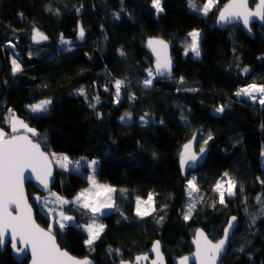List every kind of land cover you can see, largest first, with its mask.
Segmentation results:
<instances>
[{"label":"trees","instance_id":"1","mask_svg":"<svg viewBox=\"0 0 264 264\" xmlns=\"http://www.w3.org/2000/svg\"><path fill=\"white\" fill-rule=\"evenodd\" d=\"M226 1L218 0L204 16L192 10L188 0H162L159 15L151 0H0V129L9 134L11 117H18L36 129L38 135L29 136L49 155L63 152L73 162L97 158L99 181L141 198L153 194L154 210L148 216H136L132 203L124 213L96 216L105 228L92 253L77 225L66 223L63 231L53 228L59 245L71 254L90 255L95 264H119L147 252L158 239L167 264H172V257L192 250L189 239L197 227L217 239L227 218L236 215L238 224L221 264H264V200L256 203L257 197L264 198V106L235 96L247 84H264V22L252 24L253 38L240 25L219 30L215 19ZM204 2L196 0L198 6ZM81 25L83 39L78 38ZM33 29L47 39L34 41ZM193 29L202 33L199 57L191 51L185 54L187 34ZM61 36L71 45L62 44ZM155 36L169 42L176 65L171 78L154 77L146 87L147 70L152 69L146 40ZM13 58L21 72L13 74ZM68 66L73 71L65 83L59 76ZM245 67L249 72L242 71ZM117 79L125 81L119 103ZM81 87L87 99L78 94ZM44 99L52 101L45 113L27 107ZM221 105L230 108L213 116L211 109ZM145 113L147 123L140 120ZM197 127V148L207 147L208 155L192 171L199 191L192 193L196 207L185 220L190 173L181 176L179 152ZM209 134L213 139L204 145ZM87 171H69L61 183L55 168L53 190L72 199L88 184ZM225 172L238 187L220 204L213 188ZM26 188L37 221L48 229L51 216L31 198L39 192L30 183ZM251 212L259 216L254 224H249ZM77 213L80 225L92 219L84 210ZM26 261L16 262L8 245L0 249V264Z\"/></svg>","mask_w":264,"mask_h":264},{"label":"snow or ice","instance_id":"2","mask_svg":"<svg viewBox=\"0 0 264 264\" xmlns=\"http://www.w3.org/2000/svg\"><path fill=\"white\" fill-rule=\"evenodd\" d=\"M152 7L155 9L157 15L164 11L162 6V0H151ZM250 0H228L222 9H218L217 24H232L233 22H240L243 26L251 32L249 25L255 20L264 22V0H256L255 10L249 7ZM189 7L202 15L207 16L214 7H217L218 0H205V2L198 6L196 0H188ZM83 7V5H81ZM79 12L80 9L78 8ZM23 15L22 13L20 14ZM117 18L119 14L117 13ZM85 36V28L79 26L78 38L83 39ZM190 40L187 42L185 48V54L191 51L195 56L200 55V41L202 33L198 29H193L187 34ZM32 39L46 40L47 36L39 32L38 29H33ZM12 48H15V44L11 41L8 42ZM61 43L65 45H71V41L63 39L61 36ZM147 45L156 54V66L155 73L158 75H165L171 72V58L168 56L169 44L161 39L150 38L147 41ZM121 55H124L121 52ZM13 74L21 72L23 69L19 61L15 58L11 61ZM148 71V79L144 80V85L150 86L154 78L153 70L150 68ZM244 73L249 72L248 68H243ZM183 82V77L180 78ZM125 84V81L117 79L114 82L116 102L119 103L121 96V88ZM108 90L107 88L105 89ZM195 91V89H192ZM79 95H84L87 99L85 89L81 87L77 90ZM236 95L238 97H247L253 103H259L264 106V84L250 83L245 87L237 90ZM134 98V97H130ZM95 100L99 101V97H94ZM52 103L51 99L40 100L38 103L28 105L33 113H45L48 111V106ZM95 108V104L89 105ZM226 106L221 105L215 109L217 113L225 111ZM130 113H126V116L130 118ZM147 113L140 117L141 122L147 123ZM122 121L125 119L124 116L120 118ZM162 123V121H161ZM17 124L23 129H26L28 133L33 136L38 135L36 129L29 127L24 121L18 120L13 117L12 130L17 131ZM46 139V138H44ZM195 140L196 137H193ZM213 137L209 134L206 140H203V144L207 145L208 141L212 140ZM206 148L201 146L199 153H205ZM53 156L56 154L53 153ZM264 156V152L261 153ZM198 154L192 152L191 142L183 146V151L180 153V165L184 169L189 163H195L198 160ZM86 161L87 167L92 169V173L87 177L91 188L97 189L94 193L89 189H84L74 198V202L80 204L84 209L89 210L93 213V219L91 222L85 225H77L82 227L86 232L88 238L84 241L90 248L96 240H98L103 232L105 225L97 224L95 214H104L107 210L114 207L113 204L107 201L111 199V193L115 192L116 189L98 184L95 179L96 167L99 163L98 160H82L72 161L67 155H63L57 159V163L67 169L70 165H73L77 170L82 166L83 162ZM30 170L31 173L35 174V178L45 188L48 187L49 180L52 177L51 160L48 155L41 150V145L34 142L27 135H9L3 129H0V247H4L8 240L6 237L10 235L12 249L20 254L30 250L32 261L31 264H92L88 259L79 260L73 256H70L66 251H63L56 244V238L53 235V228L57 227L60 231H63L68 225L66 221H72L74 217L66 215L63 211L59 212V219H53V222L49 225L48 230L42 229L32 219L31 206L27 202V198L23 192V183L25 179V171ZM227 179H224V178ZM192 180L188 181L189 196L193 192H198V185ZM259 179V178H258ZM261 184H264V180H260ZM238 185L235 179L229 177L227 172L224 173V177L221 178L215 185V190L219 193V203L225 204V196H234ZM240 190L243 191V186H239ZM123 191V190H122ZM52 195H56L53 193ZM95 196L96 199H92ZM100 197L104 199L101 200ZM40 201V197L36 198ZM46 199V198H45ZM57 200L61 205L69 204L73 201H68L63 197L57 196ZM264 200L262 197H257V202L260 203ZM154 203L153 194L149 193L147 200H141L140 197L136 198V214L140 217L150 215L152 205ZM11 205L16 206L15 214L11 210ZM143 206V207H142ZM196 204L190 202L187 206V213L184 215V219L190 218L191 212L195 209ZM49 213L54 216L52 210L49 209ZM236 217L233 216L228 221L227 227L224 229L223 238L219 239L215 243L208 239V236L202 229L197 230L195 233L194 244L196 251L192 254L195 257L197 264H221V258L226 254L227 245L230 239V231L233 229ZM253 218L252 223H255ZM22 245L21 246H18ZM94 250V249H92ZM111 251V249H110ZM153 251L156 253V259L151 261V264H163V254L160 252L159 241H156L153 245ZM239 251L243 252L241 248ZM145 256H137L135 262L141 259H147ZM190 257L182 256L179 258L178 264H189ZM133 262V264H135ZM122 264L124 262L122 261Z\"/></svg>","mask_w":264,"mask_h":264},{"label":"water","instance_id":"3","mask_svg":"<svg viewBox=\"0 0 264 264\" xmlns=\"http://www.w3.org/2000/svg\"><path fill=\"white\" fill-rule=\"evenodd\" d=\"M120 1H121L122 3L124 2V0H120ZM252 1H254L253 4H251ZM255 2H256V0H250L249 7L252 8L253 10H255ZM226 3H228V0H227V1H226V2H225V3H224L219 9H222L223 6H224ZM217 19H218V12H217L216 19H215V25H216V27H217L219 30H226V29L229 28L230 26L240 25L242 31H243L246 35H248V36L251 37V38L254 37V33H253L252 29H251V32H249V31L243 26V24L240 23V22H233L232 24H217ZM254 23H257V24L260 25V26L263 25V22L259 21V19L257 18V19H255V20L249 25V27L251 28L252 24H254ZM151 38L161 39V40L166 41V42L169 44V42H168L166 39H164L163 37H161V36H155V37H151ZM149 39H150V38H148V39L146 40V48H147V50H148V52H149V55H150V57H151V59H152V70H153V72H154V77H155L156 79H167V78H171V77L174 75V68H175L176 63H175V60H174V56H173V53H172V49H171L170 44H169V47H168V56L171 58V64H172L171 72L161 76V75H158V74L155 73L156 54H155V53L151 50V48H149L148 45H147V41H148ZM225 106H226L225 110L228 109V108H230V106H228V105H225ZM215 109H216V108L211 109V113H212V115L215 116V117H219V116H221L223 112H222V113H217V112L215 111ZM198 133H199V127H197V128L195 129V131L193 132V134L191 135V137H190V138H189V139H188V140H187V141L181 146V149H180V152H179L178 165H179V170H180L181 176H182L183 178H186L190 172L196 170V169H197V168H198V167H199V166L205 161V159H206V157H207V155H208V148H207V147H205V148H206L205 153H203V154H200V153H199V149H200V148H197V143H198ZM20 135H27V136H29L28 134H24V133H22V134H20ZM29 137H30V136H29ZM193 137H196V139L194 140ZM30 138H31V137H30ZM31 139H32V138H31ZM32 140H33V139H32ZM33 141H34V140H33ZM34 142H36V141H34ZM189 142H191V150H192V152L197 153L199 158H198L197 162H195V163H189V165H186L185 168L182 169V168H181V165H180V153L183 151V146H184L185 144H188ZM36 143H37V142H36ZM41 150H42L43 152H45V153L48 155L49 159L51 160L52 177H51L50 180H49L48 187L45 188L43 185H41L40 182L35 178V174L31 173L30 170H26V171H25V179H24V183H23V192H24L25 197L27 198V202H28V204L31 206V210H32V219L35 221V223H36L37 225H39L40 228L45 229V230H48L46 227H43L42 225H40L39 222L37 221V219H36V215H35V210H34V207L32 206V204H31V202H30L29 195H28V190H27V188H26V184H27V183H30V184H32V186H33V187H34L39 193H41V194H47V193H49L51 190H53V186H54L55 181H56L55 167H54V165H53V162H52V158H51V156H50L46 151H44L42 148H41ZM11 210H12L13 213L15 214L16 206H15V205H11ZM233 216H235L237 219H236V221L234 222V225H235V226H234L233 229L230 231V239H229V243H228V245H227V249H226V253H227V251H228V249H229V246H230L231 238H232L233 233H234V230H235V228L237 227V224H238V217H237L236 215H230V216L227 218V220H226V222H225V224H224V226H223V228H222V232H221L220 236H219L217 239H211V238L209 237L208 233L205 231V229H203V228L200 227V226L197 227V228L194 230L193 235H192V236L190 237V239H189V242H190V244H191L192 250H191L189 253H186V254H182V255H178V256H174V257H172V259H171L172 264H178V262H179V258L182 257V256H188V257H190L189 264H197V262H196V260H195V257L192 255V254L196 251V246H195V244H194V239H195V233H196V231L202 229V230L204 231V233L208 236V239L212 240V242L215 243V242L218 241L219 239L223 238V232H224V229L227 227V225H228V221H229V220L231 219V217H233ZM53 235H54V234H53ZM54 236H55V235H54ZM55 238H56V237H55ZM6 239L8 240V243H7L4 247H0V249H1V250H4V249L6 248V246L8 245V247H9V249H10V254H11L12 258H13L16 262H22L23 260L27 259L26 264H31L32 256H31V252H30V250H27L25 253H20V254H18V253H16V252L12 249V247H11V243H10L11 237H10V235H8V236L6 237ZM156 241H159V244H160V252L163 254V264H167V259H166L165 253L163 252L161 242H160V240H158V239L154 240V241L151 243V245H150V247H149V249H148L147 252H145V253H141V254H136V255L133 257L132 260L123 261L124 264H133V262H135V258H136L137 256H142V257H143V256H145V255L148 257L147 259H141L140 261L135 262V264H151V261H152L153 259H156V253L153 251V245H154V243H155ZM56 244L59 246V248H60L61 250L66 251L70 256H73V257H75V258H77V259H79V260H83V259L86 258V259L90 260V261L92 262V264H95V260H94L90 255L76 256V255H73V254H71L70 252H68L66 249L62 248V247L59 245V243L57 242V239H56ZM18 246H21V247H22V245H19V244H18ZM223 256H225V255H223ZM223 256H222V258H223ZM222 258H221V260H222ZM119 264H122V261H121Z\"/></svg>","mask_w":264,"mask_h":264},{"label":"rangeland","instance_id":"4","mask_svg":"<svg viewBox=\"0 0 264 264\" xmlns=\"http://www.w3.org/2000/svg\"><path fill=\"white\" fill-rule=\"evenodd\" d=\"M191 55L193 56V57H197V56H195L192 52H191ZM58 56L59 57H61V56H63V53H60V54H58ZM199 57V56H198ZM79 63V65H78V70H80L81 69V63L80 62H78ZM72 71H73V69H72V67H66V68H64L62 71H61V73H60V76H59V80L61 81V80H63V82H65V83H67L70 79V76H71V74H72ZM153 74H154V72H153ZM148 78H149V76H148ZM248 101H250L251 103H253L250 99L248 100ZM38 103V102H37ZM258 103V102H257ZM16 118H18V117H16ZM19 120V119H18ZM20 131H24V132H20ZM22 133H24V134H28V135H30L31 133H28L27 132V130L26 129H17V131L16 132H13V130H12V128L10 129V132H9V135H20V134H22ZM32 135V134H31ZM53 153H55L56 155L55 156H53L52 154ZM51 158H52V162H53V165H54V167L59 171V181L61 182V183H64L65 182V180H66V173H68L69 171H72V172H75V173H78V174H81L82 173V171H83V167H87V164H86V161L85 162H83V164H82V166L77 170L73 165H70L67 169H65V168H62L58 163H57V159H59V158H61L63 155H66L65 153H63V152H51ZM82 158H84V157H81V158H79L78 160H82ZM87 159V158H86ZM93 159H96V160H98L99 161V159H97V158H93ZM93 159H87V160H93ZM262 163H263V165H264V156H262ZM98 166H99V163H98V165H97V167H96V172H97V169H98ZM87 169H88V171H87V173L85 174V177L87 178L91 173H92V169H90V168H88L87 167ZM96 172H95V179H96V181H97V183L98 184H101V185H107V186H110V187H112V188H114V189H116V191L115 192H113V193H111V199L110 200H108L107 202L108 203H111V204H113L114 205V207L112 208V209H110V210H107L104 214H107V213H114V212H118V213H124V211H125V209H126V207H127V205H129L130 203H132L133 205H132V211H133V213L136 215V216H138L137 214H136V198H137V196H133V195H130L129 193H128V191H126V190H128V189H126V188H119V187H114V186H112V185H110V184H108V183H105L104 181H99L98 179H97V177H96ZM192 176L194 177V172H190V174H189V177H188V181L189 180H192L193 178H192ZM222 177H224V176H222ZM222 177H220L219 179H218V181H220L221 180V178ZM224 179H227L226 177L224 178ZM88 180V179H87ZM217 181V182H218ZM188 184V183H187ZM216 185V184H215ZM84 189H89L90 191H92L93 193L95 192V191H97V189H93V188H91V185H90V183H89V181H88V184L85 186V187H83V188H81L78 192H77V194L78 193H80L82 190H84ZM123 190V191H122ZM213 190L214 191H216L215 190V186H214V188H213ZM187 192L189 193V189H188V187H187ZM217 192V191H216ZM53 193H55L56 195L54 196V195H52ZM77 194L74 196V197H72V199L71 200H68V201H73L72 203H69V204H63V205H61L60 203H59V201L57 200V196H59V197H61L58 193H56V191H54V190H51L49 193H47V194H41V193H31V198L34 200V202L37 204V206H38V209L40 210V211H42V213L43 214H45V212H46V215H50L51 217H50V223H49V225L53 222V219L55 218V219H59L60 217H59V212L60 211H63L66 215H69V216H72V217H74V219L72 220V221H66L65 223H67V224H69V225H80L79 223V221H80V217H81V215H79L78 213H77V211H79V210H84V212H85V214L86 213H89V214H91L92 215V219H93V213H91L89 210H86V209H84L80 204H77V203H75L74 202V198L77 196ZM217 194H218V197H219V193L217 192ZM189 195V194H188ZM193 196V194L191 195V196H189V198H188V201H187V206H188V204L190 203V202H194V197L191 199V197ZM37 197H40L41 199H40V201L38 202L37 201ZM148 197V196H147ZM147 197H145V198H141L140 197V199L141 200H147ZM226 197H228L227 195L225 196V198ZM46 198V199H45ZM65 199V198H64ZM92 199H96V197L95 196H93L92 197ZM100 199L101 200H103L104 198L103 197H100ZM191 199V200H190ZM67 200V199H66ZM258 205H259V203L258 202H256ZM143 207V206H142ZM49 209H51L52 210V213L54 214V216L52 215V214H50L49 213ZM152 209H154V203H153V205H152ZM151 212H153V210H151ZM150 212V213H151ZM261 213H263V211H261ZM104 214H100V213H97V214H95V216H100V215H104ZM261 216H262V214H261ZM248 217H249V219H250V222H249V224H253L252 223V220H253V218H258L259 216L257 215V217H256V214H254L253 212H251L250 214H248ZM92 219H90V221L89 222H91V220ZM95 219H96V217H95ZM256 220V219H255ZM96 222H97V224H101V222L100 221H97V219H96ZM88 223V222H87ZM85 223H82V225H84ZM83 231H85L82 227H80ZM86 232V231H85ZM87 233V232H86ZM232 240H233V237H232ZM88 248V253H92L93 252V246H91V248L88 246L87 247ZM233 249V247L231 248V250Z\"/></svg>","mask_w":264,"mask_h":264},{"label":"crops","instance_id":"5","mask_svg":"<svg viewBox=\"0 0 264 264\" xmlns=\"http://www.w3.org/2000/svg\"><path fill=\"white\" fill-rule=\"evenodd\" d=\"M19 119V118H18ZM12 120H13V117H11V119H10V129L12 128ZM20 120V119H19ZM25 123V122H24ZM17 129H23V128H21L20 126H19V124H17ZM20 132H24V131H20ZM27 134V133H26ZM71 200V199H70ZM42 212V211H41ZM45 214H46V212H45ZM96 217V216H95ZM98 221V220H97ZM89 223V222H88ZM85 224H87V223H85ZM84 224V225H85ZM85 232V231H84ZM86 233V232H85ZM86 235H87V233H86ZM87 238H88V236H87ZM86 238V239H87Z\"/></svg>","mask_w":264,"mask_h":264},{"label":"built area","instance_id":"6","mask_svg":"<svg viewBox=\"0 0 264 264\" xmlns=\"http://www.w3.org/2000/svg\"><path fill=\"white\" fill-rule=\"evenodd\" d=\"M15 54L17 55V57H20L19 52L16 51V50H15ZM244 87H245V86H244ZM235 96H236L237 98H239V99L249 100L247 97H238L236 94H235ZM10 112H12V110H10Z\"/></svg>","mask_w":264,"mask_h":264}]
</instances>
